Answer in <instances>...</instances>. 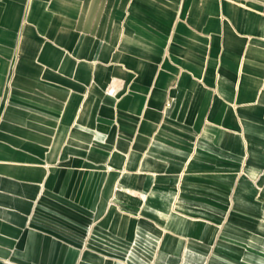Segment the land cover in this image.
Segmentation results:
<instances>
[{"label":"crops","instance_id":"obj_1","mask_svg":"<svg viewBox=\"0 0 264 264\" xmlns=\"http://www.w3.org/2000/svg\"><path fill=\"white\" fill-rule=\"evenodd\" d=\"M30 226L41 263L264 264V0H0V264Z\"/></svg>","mask_w":264,"mask_h":264},{"label":"rangeland","instance_id":"obj_2","mask_svg":"<svg viewBox=\"0 0 264 264\" xmlns=\"http://www.w3.org/2000/svg\"><path fill=\"white\" fill-rule=\"evenodd\" d=\"M12 80H13V73L10 74V76L7 78V80L5 81V84H4V90L6 92H9V90L11 89V84H12ZM105 94H108L110 96H113L115 95L114 93V90H113V87L111 85L107 86V87H104V91H103ZM35 153V156L36 157H40L37 153H40L42 154V152H34ZM49 154L51 155V159H64L66 158L67 160H72V161H79L81 163H77V166H74V167H71L69 171H72V176L75 177L77 175H81V174H88L90 173V168H87L85 167V162H88V160L90 159V155L88 154V152H82V153H78V152H74V151H50ZM66 155V156H65ZM80 164V165H79ZM79 184H77L78 186ZM75 187V186H74ZM73 186H71V191H75V188ZM60 201V199H59ZM58 199H56L55 203L53 204H50L49 209L52 211V212H55V211H59L58 207ZM85 205V204H84ZM61 212H64L63 210H60ZM65 213V212H64ZM54 221H58L59 219H66L67 223L68 224H72V226L74 224H84L88 227H90L92 225V220H91V217L90 216H87L85 214L81 215V214H77L75 213L74 211H69L67 210L66 211V214H53L50 216ZM33 227V226H32ZM31 226L29 227V233H33L34 234V245L35 247L33 248L34 249V252H33V261L30 263V264H70V263H63V262H59L58 260L56 262H47V263H41L39 262V237L43 234H48L50 236H55L53 233L51 232H47V231H43L41 229H39L38 227H33L32 228ZM23 235V231H20L19 233V238L18 240L22 237ZM17 240V242H18ZM22 240L20 239L19 243L21 242ZM20 248V245H18V249ZM211 249H214V248H211ZM60 254V253H58ZM244 254V253H243ZM205 261H207V257L205 258L204 260V263L205 264ZM234 264V263H233Z\"/></svg>","mask_w":264,"mask_h":264}]
</instances>
